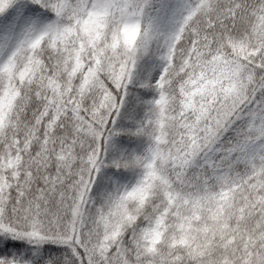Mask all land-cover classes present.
Masks as SVG:
<instances>
[{
    "label": "snow or ice",
    "instance_id": "snow-or-ice-1",
    "mask_svg": "<svg viewBox=\"0 0 264 264\" xmlns=\"http://www.w3.org/2000/svg\"><path fill=\"white\" fill-rule=\"evenodd\" d=\"M0 264H264V0H0Z\"/></svg>",
    "mask_w": 264,
    "mask_h": 264
}]
</instances>
